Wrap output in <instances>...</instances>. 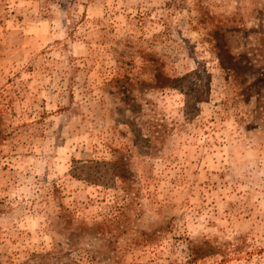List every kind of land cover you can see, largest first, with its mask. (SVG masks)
Wrapping results in <instances>:
<instances>
[{"label":"rangeland","instance_id":"rangeland-1","mask_svg":"<svg viewBox=\"0 0 264 264\" xmlns=\"http://www.w3.org/2000/svg\"><path fill=\"white\" fill-rule=\"evenodd\" d=\"M0 264H264V0H0Z\"/></svg>","mask_w":264,"mask_h":264},{"label":"trees","instance_id":"trees-1","mask_svg":"<svg viewBox=\"0 0 264 264\" xmlns=\"http://www.w3.org/2000/svg\"><path fill=\"white\" fill-rule=\"evenodd\" d=\"M96 167H100V166H108V164H106V162L104 163V162H96L95 164H94ZM112 165H114L115 166V163H113V164H111L108 168H106L105 169V173H107V172H110L111 171V173H110V175H111V177H114V176H116V169H115V167L114 166H112ZM87 177L88 178H95V181H99V180H101V178H100V176H96V175H94V174H88L87 175Z\"/></svg>","mask_w":264,"mask_h":264}]
</instances>
